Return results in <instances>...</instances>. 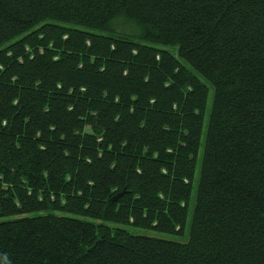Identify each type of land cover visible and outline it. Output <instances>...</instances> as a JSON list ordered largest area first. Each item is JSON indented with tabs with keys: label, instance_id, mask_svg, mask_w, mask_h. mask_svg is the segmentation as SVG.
Instances as JSON below:
<instances>
[{
	"label": "trees",
	"instance_id": "16d2710c",
	"mask_svg": "<svg viewBox=\"0 0 264 264\" xmlns=\"http://www.w3.org/2000/svg\"><path fill=\"white\" fill-rule=\"evenodd\" d=\"M0 264H264V0H0Z\"/></svg>",
	"mask_w": 264,
	"mask_h": 264
},
{
	"label": "water",
	"instance_id": "95a60500",
	"mask_svg": "<svg viewBox=\"0 0 264 264\" xmlns=\"http://www.w3.org/2000/svg\"><path fill=\"white\" fill-rule=\"evenodd\" d=\"M123 195V193L118 194L116 197L112 199L111 202H115L118 198H120Z\"/></svg>",
	"mask_w": 264,
	"mask_h": 264
},
{
	"label": "rangeland",
	"instance_id": "374dc122",
	"mask_svg": "<svg viewBox=\"0 0 264 264\" xmlns=\"http://www.w3.org/2000/svg\"><path fill=\"white\" fill-rule=\"evenodd\" d=\"M166 238L167 239H170V240H175V241H178V240H180L179 238H177V237H169V236H166Z\"/></svg>",
	"mask_w": 264,
	"mask_h": 264
}]
</instances>
